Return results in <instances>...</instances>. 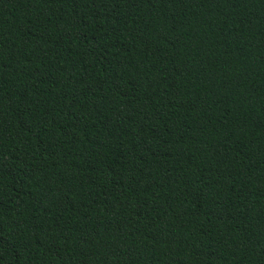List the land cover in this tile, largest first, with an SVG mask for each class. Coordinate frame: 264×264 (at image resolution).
Wrapping results in <instances>:
<instances>
[{
	"label": "trees",
	"instance_id": "16d2710c",
	"mask_svg": "<svg viewBox=\"0 0 264 264\" xmlns=\"http://www.w3.org/2000/svg\"><path fill=\"white\" fill-rule=\"evenodd\" d=\"M0 264H264V0H0Z\"/></svg>",
	"mask_w": 264,
	"mask_h": 264
}]
</instances>
